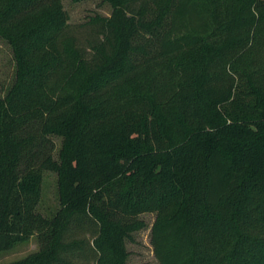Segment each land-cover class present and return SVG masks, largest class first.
Wrapping results in <instances>:
<instances>
[{
    "label": "trees",
    "instance_id": "obj_1",
    "mask_svg": "<svg viewBox=\"0 0 264 264\" xmlns=\"http://www.w3.org/2000/svg\"><path fill=\"white\" fill-rule=\"evenodd\" d=\"M102 1L81 40L62 0H0V252L127 264L154 213L159 264H264V0Z\"/></svg>",
    "mask_w": 264,
    "mask_h": 264
},
{
    "label": "rangeland",
    "instance_id": "obj_2",
    "mask_svg": "<svg viewBox=\"0 0 264 264\" xmlns=\"http://www.w3.org/2000/svg\"><path fill=\"white\" fill-rule=\"evenodd\" d=\"M64 9L68 14L71 32L83 40L88 36L89 25L87 22L92 16H109L111 7L102 0H62ZM14 76V60L8 44L0 38V94L4 95ZM57 144L59 140L54 138ZM39 209L45 215H51L57 207L56 176L46 172L42 184V198ZM154 213H143L139 219L144 222V227L132 233V239L126 240L129 252L127 264H159L154 256L150 244V230L154 221ZM38 242L35 236L20 241L13 248L0 252V264L16 262L28 254L36 251Z\"/></svg>",
    "mask_w": 264,
    "mask_h": 264
}]
</instances>
